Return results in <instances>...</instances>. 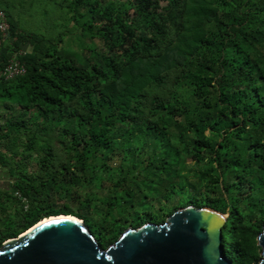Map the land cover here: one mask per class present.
<instances>
[{
	"label": "trees",
	"instance_id": "obj_1",
	"mask_svg": "<svg viewBox=\"0 0 264 264\" xmlns=\"http://www.w3.org/2000/svg\"><path fill=\"white\" fill-rule=\"evenodd\" d=\"M132 4L142 15L140 27L135 30L132 20L123 21L117 13L113 21L103 24L99 36L107 54L101 64L95 60L78 64L70 53L55 51L43 37L16 30L14 21L4 12L9 28L6 38L0 40V66L13 51L25 49L28 42L31 49L20 57L24 73L0 81V101L9 112L0 119V143L7 146L10 142L8 146L15 154L13 147L19 134L27 136L26 146H30L36 137L32 134H49L64 119L70 125H84L79 131L62 126L72 146L82 144V153L75 147L73 152L93 153L100 147L98 132L105 133L114 121L138 125L141 118L137 103L143 89L157 84L166 68L177 67L176 92L166 101L153 99L151 116L144 124L159 142L171 118L183 117L182 127L193 136L182 143V150L196 161H214L221 168V187L234 204L228 207L226 200H199L180 193L181 199L166 212L169 215L176 207L188 204L227 212L220 233L223 255L230 264H252L259 259L255 236L264 224V0H132ZM118 5L124 10L126 2ZM113 8L107 3L101 10L105 21L110 20ZM94 12L90 4L84 15L78 13L85 17L80 29L89 36L94 35L90 19ZM178 133L187 136L182 130ZM40 148L49 152L50 141L41 142ZM163 152L151 161L156 177L150 183L160 174L170 173L178 149L170 144ZM207 170H214L213 166ZM207 174L204 180L214 193L220 188L218 178ZM73 176L69 181L75 186ZM17 178L12 191L25 197L30 188H36L23 175ZM53 178L48 176V181ZM146 181L137 177L136 185L126 194H145L141 189L146 188ZM242 194L247 195L244 200L248 212L254 213L247 219L237 204ZM135 205L140 207L138 202ZM164 206L159 205V209L164 210ZM27 208L24 220L7 235L14 236L46 215L84 217L66 207ZM148 218L157 222L144 208L135 210L131 225L136 227ZM85 224L100 246L113 242L125 228L124 223L112 220L110 233L104 237L103 227Z\"/></svg>",
	"mask_w": 264,
	"mask_h": 264
},
{
	"label": "rangeland",
	"instance_id": "obj_2",
	"mask_svg": "<svg viewBox=\"0 0 264 264\" xmlns=\"http://www.w3.org/2000/svg\"><path fill=\"white\" fill-rule=\"evenodd\" d=\"M123 1L126 2V7L121 10L118 4ZM107 3H112L114 7L109 21H105L101 16V10ZM90 4L95 7V12L90 15L94 32L92 36H89L88 32L81 31L80 21L85 17L78 15V13L84 15ZM0 10L10 16L16 25V30H21L28 36L43 37L55 51L70 53L78 64L92 60L97 64L103 62L102 56L107 52L99 31L103 24L113 21L116 13L123 21L132 20L135 30L140 27L139 21L142 16L137 6L132 4V0H81L80 2L0 0ZM170 37L172 38L171 35ZM173 42L177 44L174 37ZM30 49L31 44L28 42L23 50L30 52ZM177 76V67L170 66L163 70L160 81L153 86L145 87L139 97L137 106L141 121L138 125L132 122L114 121L105 133L98 132L100 147L93 153L76 155L73 152L72 147H75L79 153L83 151L82 144L72 146L69 135L61 130L62 126L68 125L70 130L79 131L83 130L84 125L82 122L70 125L65 123L64 119L57 129L51 128L49 134L44 132L32 134L36 137L30 146H26L27 136L19 134L13 147L15 154L8 146L10 142L7 146L0 143V154L3 159L0 160V243L13 237L7 233L16 229L24 220L26 209L23 210L20 203L12 196L18 174L26 177L25 179L36 187L30 188L29 194L25 196L28 210L38 206L53 209L66 207L71 213L83 215V218L78 219L84 224L87 222L93 227H103L104 237L110 233L112 220L124 223L125 228L132 227L134 211H140L141 208H144L148 215L155 216L157 220L155 223H161L168 216L166 211L181 199L180 193L197 196L199 200L202 199L201 197L215 199L217 202L226 200L228 207L232 206L234 202L229 201L228 192L221 187L223 184L219 176L221 168L219 169L214 161H196L182 150V143L190 141L193 136L187 128L182 127L183 117L175 115L171 118L159 142L154 140L152 133L144 124L151 116V101L153 99L166 101L176 92L174 83ZM180 130L187 133V136L180 135L178 133ZM207 132L208 130L205 129L204 133ZM154 137L156 138V134ZM220 138L221 136L217 140ZM44 140L50 141L49 152L40 148ZM236 142L237 140L233 139V143ZM170 144L178 149L170 173L167 176L160 174L158 180L150 183L149 180L156 177L153 174L152 159L159 151L164 155L165 147ZM43 156L45 159L41 158ZM209 165H212L214 170H207ZM207 173L218 178L220 188L214 193L209 190V182L204 180ZM71 174L76 180L75 186L69 181ZM50 175L54 178L48 181ZM141 176L147 178L146 188L141 189L145 196L134 191L128 196L126 192L130 193V186H135L137 177ZM170 183L173 185L171 191H169ZM253 196L257 197V190ZM120 197L124 200L122 201ZM244 197L247 195L242 194L237 204L244 213V219H247L254 213L248 212L249 207ZM136 202L140 207L135 205ZM164 204V210L159 209V205ZM147 221L150 219L145 222Z\"/></svg>",
	"mask_w": 264,
	"mask_h": 264
},
{
	"label": "water",
	"instance_id": "obj_3",
	"mask_svg": "<svg viewBox=\"0 0 264 264\" xmlns=\"http://www.w3.org/2000/svg\"><path fill=\"white\" fill-rule=\"evenodd\" d=\"M46 216L0 243V264H230L220 234L227 212L210 207H177L161 223L124 228L105 247L77 217ZM255 243L254 264H264V224Z\"/></svg>",
	"mask_w": 264,
	"mask_h": 264
},
{
	"label": "built area",
	"instance_id": "obj_4",
	"mask_svg": "<svg viewBox=\"0 0 264 264\" xmlns=\"http://www.w3.org/2000/svg\"><path fill=\"white\" fill-rule=\"evenodd\" d=\"M9 24L7 22L6 14L0 10V40L6 38ZM26 51L18 49L13 51L11 56L0 66V81L9 80L15 76H19L24 73L25 67L20 57ZM13 196L20 203L23 210L27 208V202L24 196H22L17 190L13 191Z\"/></svg>",
	"mask_w": 264,
	"mask_h": 264
},
{
	"label": "crops",
	"instance_id": "obj_5",
	"mask_svg": "<svg viewBox=\"0 0 264 264\" xmlns=\"http://www.w3.org/2000/svg\"><path fill=\"white\" fill-rule=\"evenodd\" d=\"M5 105L0 101V118H2V116L4 117L5 115H7L5 112H7L6 110H5ZM1 114H2V116H1Z\"/></svg>",
	"mask_w": 264,
	"mask_h": 264
},
{
	"label": "bare ground",
	"instance_id": "obj_6",
	"mask_svg": "<svg viewBox=\"0 0 264 264\" xmlns=\"http://www.w3.org/2000/svg\"><path fill=\"white\" fill-rule=\"evenodd\" d=\"M70 215V214H69ZM71 216V215H70ZM47 216H44L43 218H40L39 220H41V219H44V218H46Z\"/></svg>",
	"mask_w": 264,
	"mask_h": 264
}]
</instances>
